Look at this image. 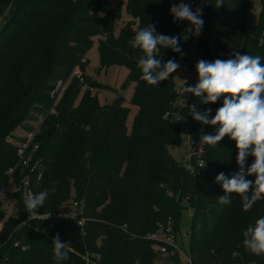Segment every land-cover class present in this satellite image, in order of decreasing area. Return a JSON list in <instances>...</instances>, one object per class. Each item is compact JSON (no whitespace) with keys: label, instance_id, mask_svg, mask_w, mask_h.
I'll return each mask as SVG.
<instances>
[{"label":"trees","instance_id":"1","mask_svg":"<svg viewBox=\"0 0 264 264\" xmlns=\"http://www.w3.org/2000/svg\"><path fill=\"white\" fill-rule=\"evenodd\" d=\"M260 1L258 25L250 26L252 0H223L220 7L217 0H203L206 22L197 62L228 59L238 51L259 55L264 64ZM127 2L131 22L119 32L121 11L113 8L112 0H0V190L9 171L19 165L18 144L6 141L5 135L42 104L47 111L35 129L39 148L29 167L17 168L16 182L27 175L34 194L49 191L37 212H68L74 192V201L84 202L87 218L83 231L69 221H33L19 227L27 213L23 200L17 218L6 220L0 209V264H56L57 234L68 252L61 264H186L172 249L167 256L155 253L147 239L170 223L178 226L179 235L186 209L191 214L187 251L193 264H264V255L250 254L243 246L247 226L264 216V200L244 211L238 194L226 205L217 198L224 192L216 176L239 171L235 141L225 136L216 146L204 144L205 165L194 172L170 152L181 144L182 133L167 114L185 116L192 138L199 142L216 128L193 120L190 106L211 108V118L223 98L203 105L199 97L179 94L173 73L158 85L140 79L142 53L130 41L149 24L155 25L156 34H183L184 21L174 23L170 14V7L181 0ZM95 42L101 69L129 70L124 87L134 84L130 103L137 108L130 131L131 110L123 106V98L117 105H102L93 93L98 84L81 69ZM178 47L182 54L161 48L157 59L180 62L189 45L181 40ZM197 62L192 65L195 72ZM59 83L67 84V90L55 103L52 94ZM252 161L248 157L246 163Z\"/></svg>","mask_w":264,"mask_h":264},{"label":"clouds","instance_id":"2","mask_svg":"<svg viewBox=\"0 0 264 264\" xmlns=\"http://www.w3.org/2000/svg\"><path fill=\"white\" fill-rule=\"evenodd\" d=\"M222 4L223 0H217V7ZM170 14L174 23L187 21L191 27L186 28L181 35H163L156 34L155 25L149 24L137 31L130 41L132 47L142 53L137 67L142 72L140 79L148 85H158L167 80L180 67L174 59L167 62L157 59L160 49H171L182 54L178 44L181 40L186 41L189 33L198 36L204 23L201 18L202 9L197 8L194 12L190 4L183 0L170 7ZM195 69L198 82L194 86H184L183 92L199 97L203 105L215 104L223 98L222 106L211 118V108L200 111L195 104L190 106L193 120L216 128L215 134L201 135L200 144L216 146L228 136L235 141L237 150L239 171L231 173L230 177L221 172L215 178V183L224 192V195L217 197L218 202L229 204L230 196L238 194L243 210L248 211L257 201L264 200V64L259 55H241L234 51L228 59L199 60ZM248 157L253 158L250 165L246 163ZM249 176H254V180L246 178ZM48 194V190L35 195L29 193L24 200L26 210L36 214L37 209L43 207ZM243 237V246L247 252L256 256L264 255V216L254 224H249ZM53 244L54 259L56 264H61L68 258L66 243H62L57 234Z\"/></svg>","mask_w":264,"mask_h":264},{"label":"built area","instance_id":"3","mask_svg":"<svg viewBox=\"0 0 264 264\" xmlns=\"http://www.w3.org/2000/svg\"><path fill=\"white\" fill-rule=\"evenodd\" d=\"M192 10L195 12L197 8L202 9L201 18L204 23L201 29L200 34L192 35L193 41L187 49V54L184 59L180 60V63L183 67V70L186 74V86L191 83V72L193 71L192 65L198 60V49L199 48V37L203 32L204 25L206 22L204 16V2L203 0H188ZM136 27L138 26V21L135 22ZM75 76L81 77L79 71L74 72ZM81 81L83 79L81 78ZM67 90V84H61L56 91L60 96ZM52 113H55V110H52ZM167 118L172 122L181 127L182 140L184 141V160L183 163L186 166L187 170L194 172L196 167L202 168L205 165L204 160L201 158L204 152V144H200L197 140L192 138L190 129L188 127V122L185 116H182L178 113L168 114ZM37 133L31 132L29 139L20 141L17 147V156L19 165L15 168H12L9 171V180L0 190V209L5 211L6 220L7 218H17L20 213L19 201L24 200L29 193L35 195L31 189L30 179L27 175L17 183L15 179V174L17 173V168L21 166H30V162L33 160V156L36 150L39 148V145L36 143ZM23 190V194L20 195V192ZM51 215L47 217V215ZM33 221H69L75 223L82 231L85 228L87 218L85 216V204L83 201H71L69 205L68 212H36V214L30 213L27 211L26 217L19 227L28 225ZM3 225L0 226V231ZM147 239L152 242V250L155 253H158L163 256L170 255L169 249H172V253L183 254L184 261L186 264H193V260L190 254L184 252L183 238H179V235L174 230L173 223L169 224L168 227L160 228L157 232L147 236Z\"/></svg>","mask_w":264,"mask_h":264},{"label":"rangeland","instance_id":"4","mask_svg":"<svg viewBox=\"0 0 264 264\" xmlns=\"http://www.w3.org/2000/svg\"><path fill=\"white\" fill-rule=\"evenodd\" d=\"M127 0H112L113 8L116 10L121 11V19L117 23L118 31L120 32L121 28L124 27L125 23L128 24L131 22V18L127 12ZM261 12V1L260 0H252L251 5L249 7L247 13L248 24L250 26H257L259 22V16ZM191 25L189 22L184 21L183 24V33L186 28H190ZM193 41V37L188 34V39L186 40V44L190 45ZM86 66L81 67L83 74L90 77L91 81H95L94 83L98 84V89H96L93 93L95 97L99 100L102 105L112 106L113 103L120 99L118 102L121 103V99L123 100V106L130 108L131 112L127 121L128 130L130 131L133 127V122L137 113V108L132 106L130 101L132 99L134 93V84H130L127 87H124L128 76L129 70L125 67L120 66H111L106 69H101L100 65V54L98 43L95 42L90 51L87 55ZM180 67L177 69L176 72L172 75L173 83L176 87V92L179 94L183 93V88L186 86L185 79L186 74L183 70V67L180 62H178ZM198 80L197 72H191V81L196 82ZM63 83H59L56 87V91L58 90L59 85ZM96 84V86H97ZM54 92L52 97L55 100V103H58L62 96L59 93ZM55 107V106H54ZM34 111H30L25 116L24 120L18 123V126L10 130V132L5 135V140L11 142L12 144H18L19 141L29 139L30 133L32 131H36L39 127V124L43 123L44 121V114L47 111L42 104H36L34 106ZM52 109V108H51ZM51 112V111H50ZM49 113V112H48ZM168 115V114H167ZM41 126V125H40ZM36 133V132H35ZM184 141L182 140L179 146H176L170 150L171 155L177 161H183L184 159ZM16 169V168H15ZM8 180V179H7ZM75 193L73 192L72 200H74ZM71 201V200H70ZM191 223V214L188 209L184 210L181 225H180V233L179 238H183L184 244L182 245L184 248V252H187L188 245H189V236H188V229ZM174 226V230L176 227ZM182 259H184L183 254H180ZM164 263V262H162ZM160 264V263H159ZM164 264H168L167 262Z\"/></svg>","mask_w":264,"mask_h":264},{"label":"water","instance_id":"5","mask_svg":"<svg viewBox=\"0 0 264 264\" xmlns=\"http://www.w3.org/2000/svg\"><path fill=\"white\" fill-rule=\"evenodd\" d=\"M119 101H120V99L117 100V101H115L113 104H114V105H117Z\"/></svg>","mask_w":264,"mask_h":264}]
</instances>
